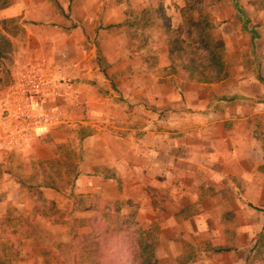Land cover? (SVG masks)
Segmentation results:
<instances>
[{
  "label": "crops",
  "instance_id": "1",
  "mask_svg": "<svg viewBox=\"0 0 264 264\" xmlns=\"http://www.w3.org/2000/svg\"><path fill=\"white\" fill-rule=\"evenodd\" d=\"M56 1L59 8L53 0H0V21L38 22L25 25L12 83L22 60L45 56L40 109L53 117L22 135L4 112L11 97L0 93V217L20 210L25 198L34 209L32 184L21 181L74 151L72 194L44 190L70 215L44 228L69 229L71 218L89 233L98 222L115 228L133 219L134 228L155 232L156 264H264V30L223 33L236 72L200 82L165 75L171 62L163 30L154 42L122 47L98 28L124 20L109 12L117 1ZM71 19L77 25L69 29ZM98 38L106 66L93 60ZM29 241L28 257L44 263L77 246L66 233L50 240L52 253Z\"/></svg>",
  "mask_w": 264,
  "mask_h": 264
},
{
  "label": "rangeland",
  "instance_id": "2",
  "mask_svg": "<svg viewBox=\"0 0 264 264\" xmlns=\"http://www.w3.org/2000/svg\"><path fill=\"white\" fill-rule=\"evenodd\" d=\"M114 1H117V5L110 8L109 12L112 15L117 13L123 15L124 20L116 23H100L98 28L112 32L117 40L122 43V47L126 41L133 42V44L149 42V40L154 42L156 39L155 31L163 30L165 38L169 37L174 46L181 47L188 52L201 51L199 49L207 45V42L201 37V27L199 26H202L204 21L207 20L209 22L208 31L215 39L223 42V47L218 48V51L220 53L219 59L223 62L226 72L224 77L235 74L238 59L233 58L226 52L222 34L226 31L236 30L255 33L264 30L262 0H203L201 7H198L197 0H187L190 4L198 7L196 9L186 7V0H148L146 3H143L142 0ZM53 2L57 3L56 0H53ZM56 6L59 8L58 4ZM71 12L72 9L69 5L68 14ZM30 22L38 23L25 19L20 20L19 18L0 21V93L7 90L5 91L6 94L12 99L10 109H4L5 114H8L9 110L11 111L10 115L13 114V98L17 89V82L22 74L28 68L46 63L47 60L43 55L34 56L31 61L22 60L23 63L20 70H15L19 74L17 82L12 83L14 81L12 75L14 67L12 64H14L15 57L18 56L16 47L22 40L21 35L25 31V25ZM49 24L53 26L57 23L50 22ZM76 25L77 22L72 19L68 22L69 29L76 27ZM127 30L128 34H126ZM94 42L97 45V51L93 54V60L101 66H106L108 52L102 51L100 38L94 39ZM248 44L255 43L252 40ZM208 45H210V48L214 47L209 43ZM119 54L120 56L124 55L123 52L117 55ZM248 61L249 63L254 62L251 58ZM182 63V60L174 58L165 75L197 80L196 77L188 75ZM181 82L178 87L183 89L186 87L184 82L187 81ZM72 153L68 154L67 160L63 163L51 161L46 165H39L35 176L26 177L24 181H21V185L31 182V187H33L31 191L36 195L32 199L35 206L34 209L29 210V198L24 200L22 197L20 210L14 211L9 207L4 216L0 217V264H97L95 259L88 255L85 244L78 245L87 233L83 229L77 228V223L73 222L71 224V218L68 219V222L72 225L69 229L59 230L43 227L46 224V220H60L65 215H70V213L67 214L66 210L57 208L56 206L59 202L55 201L54 196L45 193L44 190L54 189L64 196L72 194L71 188L78 159L76 152L73 151ZM62 172H65V176H61ZM45 184H50L51 187L43 186ZM134 222L133 219L129 220L127 226H131L132 230L137 231V228H134ZM64 233L77 246L73 245L72 254L64 256L63 259L58 258L56 261L52 260L44 263L43 261L31 259L28 257L27 252L24 251L26 246H30L28 245L30 243L29 240L35 238L42 249L52 253V247L55 245L50 240H56ZM151 234L155 235V232L152 231ZM139 236L145 240H151V237L145 234H139Z\"/></svg>",
  "mask_w": 264,
  "mask_h": 264
},
{
  "label": "trees",
  "instance_id": "3",
  "mask_svg": "<svg viewBox=\"0 0 264 264\" xmlns=\"http://www.w3.org/2000/svg\"><path fill=\"white\" fill-rule=\"evenodd\" d=\"M198 7L203 5V0H197ZM261 4L264 7V0ZM186 7L196 9L186 0ZM209 22L204 21L200 28L201 37L207 42L201 51L188 52L181 47L174 46L168 37V58L173 63L174 58L183 61L184 70L190 77H196L200 82H214L223 78L226 74L223 62L220 61L218 48L223 47V42L217 40L208 31ZM169 28V26H167ZM213 48H210V45ZM141 235L148 237L151 234L143 230H132L126 223L118 227L110 228L106 223H95L89 233L78 243L85 244L89 256L95 259L97 264H156L154 253L155 244L150 240L143 239Z\"/></svg>",
  "mask_w": 264,
  "mask_h": 264
},
{
  "label": "built area",
  "instance_id": "4",
  "mask_svg": "<svg viewBox=\"0 0 264 264\" xmlns=\"http://www.w3.org/2000/svg\"><path fill=\"white\" fill-rule=\"evenodd\" d=\"M49 65H35L22 74L18 80L13 98L12 123L18 124L22 135H29L40 126L52 122L53 117L41 110L44 88L48 82Z\"/></svg>",
  "mask_w": 264,
  "mask_h": 264
}]
</instances>
